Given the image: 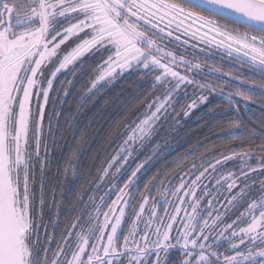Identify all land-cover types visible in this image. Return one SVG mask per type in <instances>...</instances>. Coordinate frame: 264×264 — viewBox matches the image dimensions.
<instances>
[{
    "label": "snow or ice",
    "instance_id": "snow-or-ice-1",
    "mask_svg": "<svg viewBox=\"0 0 264 264\" xmlns=\"http://www.w3.org/2000/svg\"><path fill=\"white\" fill-rule=\"evenodd\" d=\"M225 18L232 23H222ZM241 18L249 22L244 31L235 27ZM182 36L198 38L207 48L224 49L229 56L242 53L264 72V0H0V264H169L171 251L179 253L173 264H264V130H250L254 147L248 152L233 151L206 164L193 160L181 167L187 172L179 185L153 177L151 186L144 185L147 195L139 200L134 196L139 174L163 155L156 137L167 123L173 93L186 85L215 92L216 86L209 83L213 73L239 79L211 65L205 71L184 53L170 50L197 47ZM69 41L75 46L67 51ZM98 53L101 62L84 68ZM77 68L91 76L79 90L75 112L69 109L65 114V97L82 78ZM125 73L150 76L160 94L145 112L117 128L114 139H124L108 167L100 169L95 187L89 188L93 193L103 189L104 196L99 203L95 195L87 202L80 197L69 209L71 224H64L57 241L62 201H56L57 188L48 187L53 154L61 140L75 136L76 113ZM200 75L203 82L196 79ZM219 91L232 107L234 96L252 99L224 87ZM240 128L236 122L227 132L233 135ZM140 153H146L145 159L134 169L125 167ZM237 155L255 160L256 166L241 167L239 177L229 173L225 191L230 207L225 206L224 215L238 205L247 206L226 223L221 215L213 216L214 200L222 195L216 175ZM80 175L77 149L66 159L63 176L78 180ZM157 181L163 199L151 195ZM63 191L71 192L72 187L65 185ZM46 208L56 210L55 222L45 221Z\"/></svg>",
    "mask_w": 264,
    "mask_h": 264
},
{
    "label": "trees",
    "instance_id": "trees-1",
    "mask_svg": "<svg viewBox=\"0 0 264 264\" xmlns=\"http://www.w3.org/2000/svg\"><path fill=\"white\" fill-rule=\"evenodd\" d=\"M221 22L232 23L228 19ZM235 26L244 30L247 28V26L239 23H235ZM100 62V54L98 53L96 57L88 60L83 67H95ZM201 63L205 71L211 65L219 68L221 72L238 76L239 79H231L228 76H219L218 73H213L209 77V83L215 85L217 91L202 90L198 85L191 87V89H198L203 94H207L208 100L196 108L188 117L184 115L186 105L181 109L179 117L170 115L167 123H162V129L156 139L163 145L161 149L163 155L149 165L147 171L142 170L139 174V191L134 193L137 200L141 198V194L147 195L144 192V185L149 184L151 186L150 182L153 177H159V181H163L164 184L171 181L172 184L179 185L180 177L187 172V169L180 170L184 164L190 166L193 160H196L197 163L206 164L209 160L214 161V159H219L222 155L230 154L233 151L240 154L248 152L254 147L250 143V130L255 128L257 133L264 130L261 129V125L264 124V88L260 87V85H264V72H261L257 66L250 62L213 49L209 55L203 57ZM76 72L82 78L71 89L72 94L65 97L68 101L62 106L65 114H68L69 109L75 112L76 105L79 103V90L91 76V74L82 75L80 68H77ZM218 76L219 78H217ZM64 78V76H60V79ZM68 78L71 79L72 77L69 76ZM196 79L203 82L204 78L203 75H200ZM222 81H228L227 85L223 84ZM253 86H255L254 94ZM221 87H224L228 93L244 92L251 95L252 99L245 101L243 97L234 96L235 105L239 108V112H237L236 107H232L226 102V96L220 94L219 89ZM160 91L158 87H153L150 76L141 79L140 73H126L113 84L103 88L93 101H90L79 113H76L73 125L75 136L69 135L61 140L60 147L53 154L51 171L48 173V187L49 189L56 187V201L58 204L62 201L59 224L56 225L55 229L57 241L59 240V232L64 231V224L66 222L71 224L67 217L72 205L76 204L80 197H83L84 201L87 202L89 196L95 195L89 191V188L95 187L93 182L102 175L100 169L108 167V161L111 156L115 155L124 139L123 137L114 139L117 128L145 112L147 105L156 99ZM236 122L241 124V128L235 130L233 135H229L227 130L232 128ZM259 142L257 140V143ZM77 149H79L80 178L78 180H74L72 177L65 179L63 176L65 161ZM257 155L259 154L257 153ZM145 156L146 153L139 154L133 169L136 164L145 159ZM200 157H203V160H200ZM177 158L181 159L178 160V163H173V160ZM249 164L255 167L256 161L241 159V155L235 156L216 175V178L220 179V184L216 185L219 191L226 183V180L221 178L225 179L229 173H234L236 177H239L240 168H246ZM58 168L61 169L59 175L57 173ZM159 181L156 182L157 189L151 193L152 197L159 193L161 187ZM212 184L215 185L216 181L213 180ZM65 185L71 186L72 191L61 193V188ZM49 199H51V192ZM80 207L82 208L83 205ZM78 214L79 211L72 213L73 219ZM44 218L45 221L51 219L55 222L57 219L56 210L49 211L46 208ZM52 232L53 228L50 226L48 234L51 235ZM55 246L56 242H53L51 247L55 248Z\"/></svg>",
    "mask_w": 264,
    "mask_h": 264
},
{
    "label": "rangeland",
    "instance_id": "rangeland-1",
    "mask_svg": "<svg viewBox=\"0 0 264 264\" xmlns=\"http://www.w3.org/2000/svg\"><path fill=\"white\" fill-rule=\"evenodd\" d=\"M64 26L66 27L67 25L65 24ZM196 26L197 25H195V24L193 25V30H195ZM236 28L240 29L241 31H244V29H241L239 27H236ZM203 31L204 30L201 31V34H203ZM253 34H257V33H253ZM80 35L83 36V33H81ZM212 35H213L212 33H209V37L208 38L210 39ZM73 39H75V38H73ZM181 39L182 40L187 39V40H189V44L190 45H197V47L196 48H192V47H189V46H184L183 48L182 47H176V48H172L170 50L174 51L177 55H179L180 53H184L185 56L188 59L193 61L194 64L199 63V64L202 65L201 61L203 60V57L209 55L212 52V49L227 54V52L224 49H218V48H215V47L207 48V46L204 43H198V38L197 39H192L190 36H182ZM217 39H219V37ZM78 42L79 41L77 40L76 43H78ZM66 43L68 44L67 51H70L71 48L75 46V44L72 43V41H69V42H66ZM61 47L65 48L64 45H62ZM185 48L187 49V51H185ZM201 49H206V51H201ZM205 53H207V54H205ZM203 54H205V55L203 56ZM231 56H234V57H237V58H239L241 60L250 62L249 60H247L243 56L242 53H241V55L238 56L235 52H233V54ZM255 66H257V65H255ZM192 86H194V85L181 86V88L178 91L173 93V96H172L173 105H172L171 108H169V116L170 115L173 116V117H176L178 115L180 116L181 109L184 108L187 105L186 106L187 108L184 110V112L185 111L188 112V115H187V117H188L196 108H198L199 106H201L203 103H205L208 100V98H207L206 101L202 102L201 98L205 97V96L208 97L207 94H203V92L199 91L198 89H191ZM183 96H185V97L183 98ZM189 105H195V106L189 108L188 107ZM133 155L136 156L135 153ZM136 161H137V158L136 159L129 158L128 164H126L125 167L133 168V166H134ZM111 171L115 172V169L113 168V169H111ZM123 179H126V177H124ZM222 180H227L228 182H230L228 180V177H226L225 179L223 178ZM115 182L116 183H120L121 186H122V180H117ZM204 183L207 184V183H209V181L206 180V181H204ZM104 184L107 187L109 185V181L105 180ZM225 187H226V183L222 187V190L219 191L220 193H222L219 201H215L214 200L213 216H216V215L219 214V215L222 216V219L224 220V222L231 223V221L233 219H235L236 216H238L240 214V212H242L244 210V207H246L247 205L245 204L244 207H240L238 205L237 210H234V211L228 213L227 215H224L225 206H228L227 205V198H230V194L227 191H225ZM101 196H104V190L103 189L100 192L95 193V198L96 199L98 198L97 203L100 202V197ZM157 196H160L161 199L164 198L161 195L160 191H159ZM112 198H115V194H113ZM206 203H207V200L202 201V206H203V204H206ZM228 207H230V206H228ZM188 211L191 212V209L189 208ZM181 215H183V213ZM101 219H103V217H101ZM130 226H131V219L128 220L127 226L124 227V234L125 235H127L128 227H130ZM246 226H247L246 224L240 223V227H246ZM141 227H142V225H141ZM221 227H222V225H221ZM174 234H175V232H173V235ZM225 235H227V233H225ZM222 243H223V247L224 248L228 247V244L226 242H222ZM178 259H179V253L178 252L171 251L169 253V264H173V262L177 261Z\"/></svg>",
    "mask_w": 264,
    "mask_h": 264
},
{
    "label": "water",
    "instance_id": "water-1",
    "mask_svg": "<svg viewBox=\"0 0 264 264\" xmlns=\"http://www.w3.org/2000/svg\"><path fill=\"white\" fill-rule=\"evenodd\" d=\"M225 19H228V20L231 21V18H225ZM236 23L242 24V25L247 26V27H248V24H249L248 21H246V20H244L242 18L238 22H236Z\"/></svg>",
    "mask_w": 264,
    "mask_h": 264
}]
</instances>
